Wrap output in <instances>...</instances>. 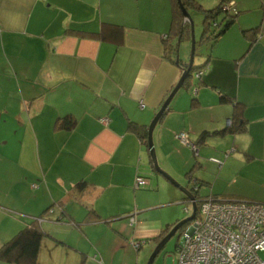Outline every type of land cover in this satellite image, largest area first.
<instances>
[{"label": "crops", "instance_id": "crops-1", "mask_svg": "<svg viewBox=\"0 0 264 264\" xmlns=\"http://www.w3.org/2000/svg\"><path fill=\"white\" fill-rule=\"evenodd\" d=\"M229 3L236 20L199 61L194 86L170 100L155 145L182 170L206 172L201 196L264 203V0ZM170 20V0H0V246L41 216L35 264L146 262L175 218L164 209L172 203L137 192L135 177L154 169L128 124L148 126L182 74L163 57ZM104 23L122 26L120 44L93 35ZM258 25L250 40L243 31ZM235 101L245 128L215 133ZM67 116L70 129L59 124ZM89 211L96 218L85 223Z\"/></svg>", "mask_w": 264, "mask_h": 264}, {"label": "built area", "instance_id": "built-area-1", "mask_svg": "<svg viewBox=\"0 0 264 264\" xmlns=\"http://www.w3.org/2000/svg\"><path fill=\"white\" fill-rule=\"evenodd\" d=\"M223 8L236 12L229 2ZM201 73L202 69L197 76ZM100 121L107 123L108 119L103 117ZM178 137L197 150L184 133ZM147 184L145 177H135L136 188ZM198 203V214L181 231L176 244V264H264V203L211 196ZM184 210L187 212L188 208ZM130 221L133 223V216ZM145 242L132 240L131 244L139 249Z\"/></svg>", "mask_w": 264, "mask_h": 264}, {"label": "trees", "instance_id": "trees-1", "mask_svg": "<svg viewBox=\"0 0 264 264\" xmlns=\"http://www.w3.org/2000/svg\"><path fill=\"white\" fill-rule=\"evenodd\" d=\"M181 1L189 13H190V10H197V11H201L204 14V18H205L204 23H205L206 28L203 29L201 33L200 42H204L205 40H208L209 43L212 44L211 46L215 45L218 38L236 20V16H237L236 10H235L236 12H234L231 9L227 10L223 8V6L226 3H228L229 0H221L220 3L215 8H212V9H204L201 6V4L197 2L196 0H181ZM170 2H171L170 28L167 34L163 37V47H164L163 57L171 60L172 62L180 66L181 63L177 59L175 60L174 55L176 54L177 56L178 54L179 42H181L183 39L186 40L190 37V25L187 21H184V17L179 7L178 0H170ZM259 27H260L259 25L255 27H251L249 29H245L243 32L248 33L250 36V40H253L254 38H256V36L260 32ZM93 35L97 37L98 39L111 40V41H115L117 44H120L123 38V29H122V26L117 25V24L104 23L101 30L99 32L93 33ZM186 66L187 65L184 64L182 68L184 69ZM204 66L195 67L197 69L195 73L196 77H197V73ZM193 68L194 67L192 65L191 70L188 73L187 77L185 78L182 87L187 84L190 85V77H193L192 76ZM203 71L204 70H202V72ZM222 99L226 100L227 98L223 97ZM242 107L243 105L241 103H238L235 101L233 103V113L231 115V120H230L231 122L228 125V127L224 129H220V130H215L214 132L224 134L226 132L236 133V132L243 131V129L245 128V123L243 121ZM164 113L165 111L163 112V114ZM59 124L65 129H70L75 125V120L71 118L70 116H67V117H63L61 121L59 122ZM128 128L131 131L135 132V134L141 139L144 146L148 150L147 148L148 126L140 125L135 122H130L128 124ZM206 134L207 132H203L201 133L200 137L202 138ZM194 145L197 147L198 143H194ZM151 165H152V168L154 169L152 161H151ZM192 172H193V169L188 170L186 172V176H187L188 181L193 180V182L196 183V186H197L195 191L192 190V192L195 195V199H196V204H197L196 215H197L199 199L207 197V196H211L213 198H216V197H214L212 194L207 195V196H201L200 194H198L199 192L197 188L199 185L197 183L200 184V182H203V181L195 178ZM182 199L183 201L188 200V198L185 195ZM131 216L134 217L133 213H130L128 216L130 224H132L130 221ZM40 217H37L34 219L31 227L23 228L13 238H11L9 241L5 242L4 244H2V246H0V261H5V262L15 263V264H35L36 263L37 253L39 250V245H40V241L42 239L43 233L33 223L36 224L37 222H40L41 221ZM94 218H96L94 211L92 212L89 211L83 220L86 223V222L91 221V219H94ZM176 222H174L173 224H175ZM173 224L167 225L165 227L161 235L158 237L159 238L158 242L169 231V229L173 226Z\"/></svg>", "mask_w": 264, "mask_h": 264}, {"label": "rangeland", "instance_id": "rangeland-1", "mask_svg": "<svg viewBox=\"0 0 264 264\" xmlns=\"http://www.w3.org/2000/svg\"><path fill=\"white\" fill-rule=\"evenodd\" d=\"M190 15L193 21V27H194V38H195V45H194V53H193V77H190V83L193 85V82L195 83V73L197 69L195 67H198L199 61L201 58H203L204 55L207 56L210 48L211 43H209L208 40H205L204 42H200L201 33L203 29L206 28L204 23V14L201 11L197 10H190ZM220 16V15H219ZM186 21V20H184ZM211 30V29H210ZM188 44H185V40L183 39L181 42H179L178 46V54L174 55L175 60L177 59L181 63V67L185 64L187 65L190 57L191 52V46L192 42L190 37L188 38ZM184 42V44H183ZM183 44V46H181ZM202 50V52H201ZM194 86V85H193ZM189 91H193L194 87L192 89H188ZM183 90H181L182 92ZM152 120V119H151ZM151 121H149L150 123ZM148 123V124H149ZM152 140L155 148V154L156 159L158 162L159 167L166 171L175 181L180 183L181 185L187 186L189 189L195 191V188L193 187V182H190L188 185L187 179L184 176V172H187L189 170V167L185 170H182V163H179L178 159H169L166 157V160L161 157V154L159 153V150L157 149L155 145V136L154 131L152 133ZM147 153V152H145ZM170 156V154H168ZM194 158V154L192 155L191 163L193 164L194 161L197 159V162H202V158L205 157L203 155L196 156ZM203 163V162H202ZM172 167H171V166ZM206 166V165H204ZM204 169H206L204 167ZM168 170V171H167ZM206 172L201 168H195L193 171V176L199 180H203L202 175H205ZM148 184L143 186L141 189L137 190V192H140L141 199L144 202L147 203H172L169 205H166L164 209H166V212L168 214H173L174 221H179L182 218H185L191 213V203L189 200L183 201L184 193L176 186H174L169 180H167L164 176L157 173L154 170H151L146 174ZM200 193L202 195H205L207 193L208 188L206 185H199ZM136 191V190H135ZM199 192V191H198ZM139 194V193H137ZM199 194V193H198ZM184 207H187V212L184 210ZM193 222V221H191ZM190 223V222H189ZM187 223L182 227L180 230L176 231L174 236H172L161 252L158 254V256L155 257L152 264H176V254H175V247L178 242L179 236L181 231L189 224ZM151 255V253H150ZM149 255V257H150ZM149 257L146 259V262L144 264H147Z\"/></svg>", "mask_w": 264, "mask_h": 264}, {"label": "water", "instance_id": "water-1", "mask_svg": "<svg viewBox=\"0 0 264 264\" xmlns=\"http://www.w3.org/2000/svg\"><path fill=\"white\" fill-rule=\"evenodd\" d=\"M178 3H179V7H180V9L182 11L184 20H186L189 23V25H190V39H191V42H192L190 57H189V61L187 63V66L183 69L182 74H181L179 80L177 81V83L175 84V86L173 87V89L170 91L169 95L166 97V99L162 103L160 109L154 115L153 119L151 120V122L148 125V131H147V148H148L149 156H150V159L152 161L154 170L157 173H159L162 176H164L174 186L178 187L184 193V195L191 202V208H192V210H191V215L190 216H186L185 218H182L179 221H177L175 224H173V226L169 229V231L163 236V238H161V240L156 244L155 248L153 249V251H152V253H151L150 257H149V260H148L147 264H152V262L155 259V257L163 249V247L165 246V244L167 243V241L172 236H174V234L176 233V231L178 229H180L187 222H189V221H191V220L194 219V217L196 216V209H197V205H196V201H195V195L192 192V190L189 189L187 186L181 185L180 183H178L177 181H175L173 179V177H171V175H169L166 171L162 170L159 167L158 162H157V159H156V154H155V148H154L153 140H152V133H153V130H154L155 125L157 124L158 120L162 116V114L165 111L166 107L168 106L170 100L173 98V96L176 94V92L183 85V82H184L185 78L187 77L188 73L190 72L191 67H192V63H193L194 45L196 43L195 42V38H194L193 21H192V18H191L190 13L184 7L182 1L181 0H178Z\"/></svg>", "mask_w": 264, "mask_h": 264}, {"label": "clouds", "instance_id": "clouds-1", "mask_svg": "<svg viewBox=\"0 0 264 264\" xmlns=\"http://www.w3.org/2000/svg\"><path fill=\"white\" fill-rule=\"evenodd\" d=\"M196 205H197V204H196ZM190 215H191V213H190L188 216H190ZM194 218H195V217H194ZM191 221H192V220H191ZM189 222H190V221H189ZM187 223H188V222H187ZM187 223H186V224H187ZM183 226H184V225H183Z\"/></svg>", "mask_w": 264, "mask_h": 264}]
</instances>
